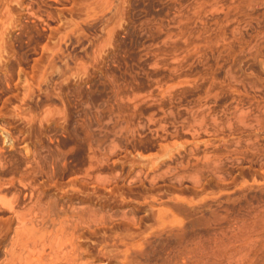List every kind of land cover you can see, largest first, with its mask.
Returning <instances> with one entry per match:
<instances>
[{"label": "rangeland", "instance_id": "rangeland-1", "mask_svg": "<svg viewBox=\"0 0 264 264\" xmlns=\"http://www.w3.org/2000/svg\"><path fill=\"white\" fill-rule=\"evenodd\" d=\"M13 1L0 0V29L7 6L23 26L13 82L0 73V264H46L57 256L49 241L88 206L107 223L82 228L84 249H101L104 236L111 246L132 222L159 264L179 245L163 216L186 232L184 245L214 250L218 227L193 226L186 211L206 203L235 257L264 210V0H83L96 3L79 1L78 12L73 0ZM43 51V74L49 62L61 73L33 84Z\"/></svg>", "mask_w": 264, "mask_h": 264}, {"label": "bare ground", "instance_id": "bare-ground-1", "mask_svg": "<svg viewBox=\"0 0 264 264\" xmlns=\"http://www.w3.org/2000/svg\"><path fill=\"white\" fill-rule=\"evenodd\" d=\"M23 1L24 0H14L13 3L15 2L16 4H18V6L22 7ZM54 1L58 2L59 0H54ZM79 1L82 2L83 0H73L74 3L71 2L74 4L73 7H76V11L78 9L77 6L80 7V5H81L80 4L81 2H79ZM91 3H88L87 5H90ZM95 3H96V1L94 3H92L91 5H93ZM104 4H106V3L104 2ZM84 5H86V3L83 1V6ZM71 6H68V7H71ZM90 7H88V8L90 9ZM93 7H94V5H93ZM107 7H108V5H107ZM89 9H87L88 12H89ZM80 10L81 9L79 8V11ZM91 10H92V7H91ZM98 10H100V9H98ZM12 12H13V8H10V6H7L5 24H3L2 28L0 29V73L2 75H6V81L11 82V83L13 82L14 77H15V69L10 66V63L16 57V53H15L16 51H15L13 44H12V40H13L12 36L16 32L23 31V26L20 23L21 19L19 21V19ZM72 12H71V14H72ZM47 14H48V18L45 20V22L48 19H50L51 17L54 18V16L51 15L52 13L51 14L47 13ZM45 17H47V15ZM40 19H41V17H40ZM43 22H44V20H43ZM67 27H69V26H67ZM53 32H52V34H53ZM55 32H57V30H55ZM54 45H55V43H54ZM45 46H47V44ZM43 47H44V45H43ZM43 49L46 50V56L50 52L49 50H52L51 47L49 48V46H47L46 49L45 48H43ZM43 53L44 54H42V57L38 58L39 60L36 59V61H34L35 63L32 67V71H31L33 75L31 76L30 75L31 73L29 74L30 78H32V80H33V84H34V80H35L36 76H39V77H36L37 84L39 85V82H40V84H41V82L42 83L47 82L49 80L50 74L53 75L56 73H61V70L59 67H56V65H54V64L52 65V64H50L51 62H49V70L46 68L44 70V74H43L42 70H43L44 66L46 65V64L43 65L44 63L42 60L45 59V51H43ZM51 55H53V52ZM50 61H51V59H50ZM49 71H50V73H49ZM17 72H18V74L17 73L16 74H17L18 80H19V78L22 77V75L25 73L20 67H18ZM29 75H27V76H29ZM27 76L25 77L26 80L29 79V78H27ZM23 77H24V75H23ZM65 80H66V78H65ZM67 80H69V79H67ZM24 83H25V81H24ZM26 83H28V86H29L30 82L26 81ZM1 115L2 114L0 112V118H1ZM7 116H9V114H7ZM45 118H47V116ZM48 118H50V117H48ZM30 120H31V122L34 121L33 118H31ZM45 120H49V119H45ZM54 120H55V118H54ZM48 122H47V124H49ZM34 123H35V121H34ZM39 124H40V122H39ZM42 131H43V124L40 125V129L38 132L41 133ZM94 161H95L94 157H92V156L88 157V163H87V165H85L86 169L84 170L82 179H80L81 182L78 184L79 185L78 190H79L80 194H83L82 196H85V199L89 198V192H88L89 188L87 190V187L89 184V183L87 184V182H89V181H87V180H90V178H92L91 175L93 173V169L95 170L94 167L96 166V164H95L96 162H94ZM32 170H34V168ZM32 170L29 173H31ZM29 173L24 172L25 178H26L27 174H29ZM93 179L96 180L95 178H93ZM26 180H27V178H26ZM94 183H95V181H94ZM92 187H93V189L95 188L96 190L99 189V187H97V185L92 186ZM93 191H95V190H93ZM205 201L206 200H204L202 202H205ZM201 206H203V208ZM201 206L199 209H196L197 211L194 209L193 212H191V210L186 209L187 215L192 216L191 222H192L193 226L202 225L205 229H208V230L212 226L218 227L216 229L217 233L214 234V239L216 242L215 243V245H216L215 249L210 250V251H204V252L200 250L199 252H197L196 248H191V244L184 245V239L187 238L186 232L184 230H179L177 226L170 224V222H172L170 219H169L170 221H168L167 217L162 216V217L158 218V222H159V224H161L164 227L163 232H165V235L170 239L169 241H172L175 244H179V245L177 246V248L174 246L172 249H170L169 252L165 254L164 258L163 257L159 258L161 260L159 262V264H225V263L226 264H257V262L260 261V259H261L260 257L264 254V210L263 209H261L263 211H258V214L256 215L258 218L254 215L258 220L261 219L262 222L259 221L257 228L255 230H253V232L249 233L246 230V232H248L249 235H247V237L245 239L241 240V242L239 243V246L236 245L238 249L234 251L236 253L235 257L229 258L230 254L228 255L226 253L227 249L225 250V248H226L225 247V241H226L225 239H226L227 235H225V233H224V229H223L224 224L222 227V222H223L224 218L219 216V214H217L216 210L212 209L210 211L211 217L208 218V220H207L204 217V215H202V214H203V211L208 208V206H206V203L201 205ZM176 208L179 209V206H176ZM100 215L94 209H92L90 206H88L85 209L80 210V211L77 210L75 212L74 216H72V218L75 217V221L71 220L73 223L68 221L70 224L67 223V221H65V223L68 224L67 229L65 228V230H64L65 226H62V228H61V225H60L61 232L59 234L57 233V235L54 237L55 239H53V240L51 239V241H49V244H51V246H50L51 248L53 245L55 246L53 248V251L56 249V251H54V252H55V255H57V256H55L56 258L49 256V260L47 261V263L46 262L45 263L46 264H59L58 263L59 261L61 262V260H64L67 264H143V262L141 260L135 259L133 256L134 251L135 252L139 251L138 256L141 257V259H144L146 264H150V263H148V260L151 259L150 258L151 257L150 251L149 252L148 251H145V252L142 251L143 242L141 243V241H142L141 238L143 236H142V232L140 231L142 229H140L139 231H136V229H134L132 224H131L132 222L131 223L124 222L123 229L121 230L122 232L114 233L116 235H115V237H113V241H112L111 246H109L110 241L108 242V240H112V239H110V238L105 239L106 238L105 236L103 239V236H102L101 239H103V241H101V243H98V246H102V247H100L101 249H98V250L96 249L97 250L96 251L95 248H93L92 246L86 247V249H84L83 243L81 240V236H82L81 230H82V228H86L88 230H91V229L96 228L98 226L104 227L107 223L106 222L107 219L104 215H101V216ZM124 216H126V215H124ZM67 217H68V215H67ZM67 217H66V219H67ZM72 218H70V216L68 217L69 220ZM124 219H128V218H124ZM65 223H63V224H65ZM243 235L244 234H242V236ZM158 236H159V234H158ZM239 236H241V235H239ZM50 238H53V237H50ZM137 238L139 239V241L135 242V240ZM203 238L204 237L201 236L199 239H203ZM235 238H238V237H235ZM48 240H50V239H48ZM234 241L235 240L233 238V242ZM230 244L232 245L231 247H233V244L232 243H230ZM62 245L63 246L67 245L69 247L68 248L69 250L68 249H67L68 251L62 250L65 254L61 256V254H62L61 249L64 248ZM56 246H58V247L62 246V248L61 247L56 248ZM120 247H123L124 249L123 248L121 249ZM136 248H138L139 250L138 249L136 250ZM57 251H60L61 254L60 255L56 254ZM231 251H233V250H231ZM227 255H228V258H227ZM85 256H87V258L82 260ZM50 257H52V258L50 259ZM53 258H55V259H53ZM64 261H63V263H65ZM63 263H61V264H63Z\"/></svg>", "mask_w": 264, "mask_h": 264}]
</instances>
